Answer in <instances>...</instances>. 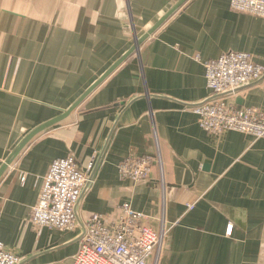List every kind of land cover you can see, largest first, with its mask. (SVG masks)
I'll return each mask as SVG.
<instances>
[{
  "label": "crops",
  "instance_id": "0c3cea01",
  "mask_svg": "<svg viewBox=\"0 0 264 264\" xmlns=\"http://www.w3.org/2000/svg\"><path fill=\"white\" fill-rule=\"evenodd\" d=\"M179 1L0 0V168ZM230 52L264 66V19L233 11L229 0H188L66 119L25 146L0 177V241L19 264H74L82 223L93 213L117 220L124 203L154 230L166 224L157 264H264V138L210 135L192 110L214 98L194 56ZM223 99L264 112V77ZM70 155L83 171L95 160L78 227L35 226L44 177ZM138 157L154 160L149 178H121L119 164Z\"/></svg>",
  "mask_w": 264,
  "mask_h": 264
},
{
  "label": "built area",
  "instance_id": "2783aa9c",
  "mask_svg": "<svg viewBox=\"0 0 264 264\" xmlns=\"http://www.w3.org/2000/svg\"><path fill=\"white\" fill-rule=\"evenodd\" d=\"M229 4L233 11L264 19V0H229ZM194 60L203 64L207 87L214 97L193 107L199 126L214 136L235 131L256 140L263 139L264 112L257 108L238 109L223 96L260 81L264 77V66L247 52L225 53L207 61L196 54ZM157 161L162 163L160 156ZM153 162L150 157L127 158L119 164V175L123 179L145 181ZM94 168L95 160L88 164L86 171L81 170L73 155L54 160L44 177L30 221L40 228L75 230L77 207L92 182ZM161 186L165 188L163 180ZM120 211L122 214L117 220L107 221L101 214L93 213L82 223L81 245L74 264H149L152 258L154 264L158 263L168 234L166 224L163 222L159 230H154L146 223V216L134 210L130 203L122 204ZM232 231L230 224L226 234L231 235ZM20 262L21 258L9 252L0 241V264Z\"/></svg>",
  "mask_w": 264,
  "mask_h": 264
},
{
  "label": "water",
  "instance_id": "95a60500",
  "mask_svg": "<svg viewBox=\"0 0 264 264\" xmlns=\"http://www.w3.org/2000/svg\"><path fill=\"white\" fill-rule=\"evenodd\" d=\"M188 0H180L167 14H165L150 30H148L141 38H137L134 46L124 54L109 70H107L100 78L97 80L80 98L77 100L73 106L63 112L62 115L46 122L45 124L35 128L25 138L19 143L15 150L7 158L3 166L0 168V177L4 174L8 166L12 161L21 153L25 146L33 140L37 135L46 130L47 128L63 121L66 119L75 109H77L80 104L95 90L97 89L119 66H121L132 54L140 50V47L152 36L154 35L163 24L175 14ZM196 106V105H195ZM92 176V175H91ZM92 178V177H91ZM82 236V235H81Z\"/></svg>",
  "mask_w": 264,
  "mask_h": 264
}]
</instances>
